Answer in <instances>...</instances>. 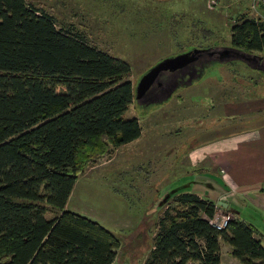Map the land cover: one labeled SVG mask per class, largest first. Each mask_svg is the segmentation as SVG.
<instances>
[{
	"label": "trees",
	"instance_id": "1",
	"mask_svg": "<svg viewBox=\"0 0 264 264\" xmlns=\"http://www.w3.org/2000/svg\"><path fill=\"white\" fill-rule=\"evenodd\" d=\"M230 47L264 57V22L240 15ZM130 75L75 26L27 0H0V264L115 261V235L66 204L87 165L141 136L138 119L124 117ZM216 215L209 199L173 196L144 264H220L221 242L240 264H264L255 229L232 217L218 230Z\"/></svg>",
	"mask_w": 264,
	"mask_h": 264
},
{
	"label": "rangeland",
	"instance_id": "2",
	"mask_svg": "<svg viewBox=\"0 0 264 264\" xmlns=\"http://www.w3.org/2000/svg\"><path fill=\"white\" fill-rule=\"evenodd\" d=\"M27 2L54 16L57 26H75L99 49L127 62L133 86L166 57L193 48H210L215 53L211 65L181 83L168 100L164 97L146 103L142 98L133 99L124 117L138 119L143 130L141 139L87 165L78 176L67 210L99 223L115 235L120 248L112 264L145 263L156 222L179 193L195 192L215 202L220 220L222 216L234 217L228 205H235L238 193L220 185L222 168L212 157L218 154L220 141L264 123V57L252 54L259 58L254 56L247 64L233 52L219 53L230 47V27L239 15L257 13L258 9L264 12V3ZM228 156L232 157V151ZM51 216V212L46 215ZM221 246L223 262L228 261L231 253L226 244L221 242Z\"/></svg>",
	"mask_w": 264,
	"mask_h": 264
},
{
	"label": "crops",
	"instance_id": "3",
	"mask_svg": "<svg viewBox=\"0 0 264 264\" xmlns=\"http://www.w3.org/2000/svg\"><path fill=\"white\" fill-rule=\"evenodd\" d=\"M242 13L245 12L243 11ZM240 15L259 18L264 22L262 9H258L257 13L249 12ZM142 133L138 139L126 145H131L140 140ZM218 145V154L212 158L222 168L221 172L223 175L222 177L220 176L221 181L219 183L238 193L235 205L230 203L228 208L235 212L233 218L240 219L255 229L256 238L264 246V123L254 127L251 131L235 134L233 137L222 140ZM206 147L208 146L204 148ZM210 147L211 143H209ZM229 151H232L231 158L228 156ZM204 190L207 192L210 188ZM240 193L241 196H239ZM227 247L231 253V248L228 245ZM220 248L222 253L221 244ZM220 264L240 263L232 257L228 261L223 262L221 254Z\"/></svg>",
	"mask_w": 264,
	"mask_h": 264
},
{
	"label": "water",
	"instance_id": "4",
	"mask_svg": "<svg viewBox=\"0 0 264 264\" xmlns=\"http://www.w3.org/2000/svg\"><path fill=\"white\" fill-rule=\"evenodd\" d=\"M229 52H233L236 55H239L243 57L242 59L245 63L249 64L248 61L252 60L255 57L252 54L245 53L243 51H239L237 49L228 47V50L224 49L223 54H228ZM207 53L209 55H212L213 52H211L210 48L208 49H200V48H193L192 50H189L187 52H183L180 54H177L175 56H169L166 57L157 63H155L153 66H151L137 81L135 86H133V92H134V99L139 100L140 98H143L146 96V93L149 91V89L158 82V78L165 72H173L178 69H181L194 61L198 59L202 54ZM259 58V57H258ZM201 75V74H200ZM175 88H169L166 89L165 93V100H168L169 97L175 92Z\"/></svg>",
	"mask_w": 264,
	"mask_h": 264
},
{
	"label": "flooded vegetation",
	"instance_id": "5",
	"mask_svg": "<svg viewBox=\"0 0 264 264\" xmlns=\"http://www.w3.org/2000/svg\"><path fill=\"white\" fill-rule=\"evenodd\" d=\"M214 54L209 55L207 53H204L200 57H198L196 61L181 69L173 72L163 73L158 78V82H156L149 89V91L146 93V96H144L142 100L144 102H153L152 100L163 99L165 97L166 89L175 88L177 90L180 87L179 85L181 83L187 82L189 79L193 78V76L196 77L197 74L203 72L207 67H209L211 65V59L212 56L214 57ZM222 54L223 52L219 53V55ZM216 57H218V54Z\"/></svg>",
	"mask_w": 264,
	"mask_h": 264
},
{
	"label": "built area",
	"instance_id": "6",
	"mask_svg": "<svg viewBox=\"0 0 264 264\" xmlns=\"http://www.w3.org/2000/svg\"><path fill=\"white\" fill-rule=\"evenodd\" d=\"M254 3L255 1L257 3H264V0H253ZM223 218L220 220L219 217L216 215L213 220H211V224L218 230H221V229H224L227 225V222H228V218L229 217H225V216H222Z\"/></svg>",
	"mask_w": 264,
	"mask_h": 264
}]
</instances>
